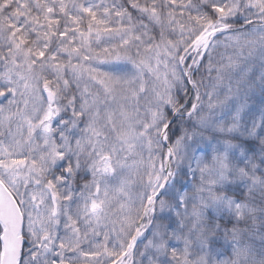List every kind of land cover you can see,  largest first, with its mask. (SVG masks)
<instances>
[{
    "label": "snow or ice",
    "instance_id": "1",
    "mask_svg": "<svg viewBox=\"0 0 264 264\" xmlns=\"http://www.w3.org/2000/svg\"><path fill=\"white\" fill-rule=\"evenodd\" d=\"M0 264H264V0H0Z\"/></svg>",
    "mask_w": 264,
    "mask_h": 264
}]
</instances>
